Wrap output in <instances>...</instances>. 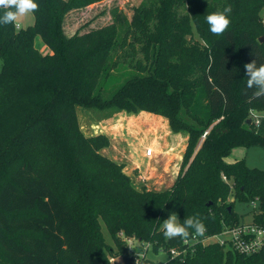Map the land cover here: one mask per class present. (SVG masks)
I'll return each instance as SVG.
<instances>
[{
    "label": "trees",
    "instance_id": "trees-1",
    "mask_svg": "<svg viewBox=\"0 0 264 264\" xmlns=\"http://www.w3.org/2000/svg\"><path fill=\"white\" fill-rule=\"evenodd\" d=\"M101 1L36 0L33 24L0 25V264H108L110 254L131 264L120 232L167 251L165 264H264V246L203 241L244 221L237 200L255 202L251 222L264 228V169L226 161L236 146L264 147V118L248 123L264 98L243 67L264 63V0H142L130 17L114 4L109 23L67 32L71 12ZM228 5V29L212 34L206 16ZM78 107L148 112L187 134L173 185L136 187L102 152L110 137L84 134ZM174 213L198 215L205 235L166 238Z\"/></svg>",
    "mask_w": 264,
    "mask_h": 264
},
{
    "label": "rangeland",
    "instance_id": "rangeland-1",
    "mask_svg": "<svg viewBox=\"0 0 264 264\" xmlns=\"http://www.w3.org/2000/svg\"><path fill=\"white\" fill-rule=\"evenodd\" d=\"M132 1L135 4H140L142 2V0H132ZM116 3L117 1L111 3H101L98 6L93 7V9L91 10L84 9L81 11L79 10V11L71 12V14L67 16V27H66L67 32L71 34L80 27H81V31H85L91 27H97L109 23L111 21L110 13H107L105 16H102V14L104 12H107V10H109V8ZM129 4L130 3H125L122 9L130 17L132 10ZM261 14L264 18V7L261 11ZM34 22H35V14H29L27 16H24L19 20V23L21 25L20 28L27 27L33 24ZM35 45L43 53L50 52V48L44 43L43 39L40 36H37ZM1 66H2V60L0 59V69ZM78 114H79L80 127L84 132V134L94 135L99 133H105L109 135L111 138H113V144L119 149L116 158L111 156L112 154L109 155L107 151L109 148L102 150V152L110 157H113L117 161L124 162L125 164L124 170L131 175L133 183L136 185V187L138 186V188H142L143 186H145L146 188H150V187L159 188V187L168 186L170 184L171 181L170 176H168L169 178L167 179V181H165V183L161 185L154 184L150 180L149 181L146 180L147 185L145 183L143 184L142 181L140 180L141 176L139 177L138 170L136 171L132 163H130L131 161L130 155L133 152H135L134 156H136L138 162L143 160L138 154V146L142 145L145 150L148 146L149 147L154 146L152 142H154L155 139L156 129L158 130L157 135H165L166 131L170 129L169 125H167L165 121L161 120V118H159L157 115L143 111L138 113H131L127 111H112V110L106 111L91 107H78ZM183 134L185 136H188L185 133ZM182 137H183L182 135L179 136L178 139H181V141L179 140L178 142H176L175 145L170 144L169 146H167L168 145L167 143H170V140L169 141L167 140L166 144H164L165 146H167V148L164 146L165 148L164 150L170 151V149L168 148H172L171 153L177 154V156L184 154L186 150V146L184 148L185 144L184 141L182 140ZM123 157H127V158H124V161L119 160L122 159ZM128 158H130V161H127ZM236 159H245L246 163L249 166L259 167L264 169V147L236 146L226 157V161L232 162L235 161ZM178 167L180 172L181 163ZM174 169H175L174 171H176V166H174ZM234 206H235V210L239 212L241 218H243L244 221L247 222L251 221L252 216L248 212L252 210L254 207L252 201L248 204L246 202L237 200ZM104 230H105V237L107 242L114 247V252H116L117 247L115 246L114 242L112 241V238L110 237L105 227ZM222 237H224V235L209 238L204 242H216L217 239H220ZM110 255L111 258L112 257L116 258L113 264H120L122 262V259L119 255L117 256H115V254H110ZM148 258L154 260L155 264H165L167 259L169 258V253L165 250H161L158 253H154L153 250L149 247ZM95 262L96 264H105L99 261L98 259H96ZM108 264L110 263L108 262Z\"/></svg>",
    "mask_w": 264,
    "mask_h": 264
},
{
    "label": "clouds",
    "instance_id": "clouds-1",
    "mask_svg": "<svg viewBox=\"0 0 264 264\" xmlns=\"http://www.w3.org/2000/svg\"><path fill=\"white\" fill-rule=\"evenodd\" d=\"M0 25H14L16 29L21 27L19 20L39 10L36 0H0ZM231 5L224 7L222 11H216L206 16L209 30L214 35H222L229 27ZM247 79V88L255 89L252 95L259 99L264 98V63L257 64L256 59L244 64ZM163 235L169 240L180 238L187 242L190 237H203L206 233V226L202 219L196 215L187 217L179 222L176 213L168 216L162 223ZM138 264V261L136 262Z\"/></svg>",
    "mask_w": 264,
    "mask_h": 264
},
{
    "label": "crops",
    "instance_id": "crops-1",
    "mask_svg": "<svg viewBox=\"0 0 264 264\" xmlns=\"http://www.w3.org/2000/svg\"><path fill=\"white\" fill-rule=\"evenodd\" d=\"M114 1H117L116 4H120V8H123L125 3H130L129 5L135 4V3H133L132 0H103L101 2L92 4L91 6L87 7L86 10H91V9H93V7H96L101 3H111ZM109 12L110 11L107 10V12H104L102 14V16H105ZM110 19H111V16H110ZM66 27H67V23H66ZM36 39H37V37H36ZM36 39H35V42H36ZM157 116L159 118H161V120L165 121L167 123V125H169L167 118L159 116V115H157ZM155 131H156L155 139H154V142H152V144L155 146V148H154V146H152L154 148V154L152 156H146L145 149L143 148L142 145L139 144L140 146H138V154L141 157V159H143V160L138 162L136 159V156H134L135 152H133L130 155L131 161H130V158H128L127 161H130V163H132V165L136 171L138 170L139 177L141 176V179L139 177L138 178L142 181L143 184L145 183L147 185L146 180H148V181L150 180L154 184L161 185V184L165 183V181H167V179L169 178L168 176H170L171 181H170V184L168 186L159 187V188H155V187L154 188H151V187L148 188V189H155V190H164V189L170 188L173 185L175 179L177 178V175L179 174V167L178 166L182 162L181 159L183 157L182 156L183 154L177 156V154L171 153L172 148H168V149H170V151L164 150L165 149L164 144H166L167 140L168 141L170 140V143H167L168 144L167 146H169L170 144L175 145L176 142H178L179 140L181 141V139H178V138H179V136L182 135L183 136L182 140L184 141V144H185L184 148H185V146H187V140L186 139H188V136H185L183 133H175L171 129H168L166 131L165 135H157L158 130L156 129ZM171 140H172V143H171ZM110 141H111L110 145L106 146L102 150L109 148L107 150L109 155L112 154L111 156L116 158V155L118 154L119 149L113 144V138L110 137ZM167 146H165V147L167 148ZM113 157H111V158H113ZM124 158H127V157H123L122 159H119V160L124 161ZM174 166H176V171H174L175 170ZM127 174H129V173L127 172ZM171 175H172V177H171Z\"/></svg>",
    "mask_w": 264,
    "mask_h": 264
},
{
    "label": "built area",
    "instance_id": "built-area-1",
    "mask_svg": "<svg viewBox=\"0 0 264 264\" xmlns=\"http://www.w3.org/2000/svg\"><path fill=\"white\" fill-rule=\"evenodd\" d=\"M251 120L255 124H259L264 118V110H255L252 109L250 112ZM207 134V131L203 134V137ZM146 156H152L154 154V148L148 146L145 150ZM226 179V176H224ZM255 205V202H253ZM224 235V237L217 239L216 242L220 244L230 245L234 250L243 254H252L259 251L264 246V228L258 226L253 222L242 221L240 224H236L232 227L225 228L222 232L215 234L213 236H208L203 239V241L213 238L216 236ZM120 236L125 242L127 248L129 249L131 264H144L143 259L148 258L149 244L140 242L137 238L133 236H125L120 232ZM198 240V237L189 238L187 243L190 241ZM172 255L180 254V251L177 249L171 250ZM122 259L120 264H128L122 255H119ZM116 258L109 256V263L113 264Z\"/></svg>",
    "mask_w": 264,
    "mask_h": 264
},
{
    "label": "water",
    "instance_id": "water-1",
    "mask_svg": "<svg viewBox=\"0 0 264 264\" xmlns=\"http://www.w3.org/2000/svg\"><path fill=\"white\" fill-rule=\"evenodd\" d=\"M260 41L261 42H263L264 41V36H262L261 38H260ZM251 122V119H248V123H250ZM211 202H209L208 204H210ZM230 209H231V207H230Z\"/></svg>",
    "mask_w": 264,
    "mask_h": 264
}]
</instances>
